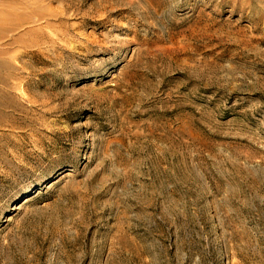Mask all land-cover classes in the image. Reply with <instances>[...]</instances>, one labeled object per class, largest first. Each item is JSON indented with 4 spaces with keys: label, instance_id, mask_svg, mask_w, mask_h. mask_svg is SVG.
<instances>
[{
    "label": "rangeland",
    "instance_id": "374dc122",
    "mask_svg": "<svg viewBox=\"0 0 264 264\" xmlns=\"http://www.w3.org/2000/svg\"><path fill=\"white\" fill-rule=\"evenodd\" d=\"M0 264H264V0H0Z\"/></svg>",
    "mask_w": 264,
    "mask_h": 264
},
{
    "label": "bare ground",
    "instance_id": "6f19581e",
    "mask_svg": "<svg viewBox=\"0 0 264 264\" xmlns=\"http://www.w3.org/2000/svg\"><path fill=\"white\" fill-rule=\"evenodd\" d=\"M27 199H28V197L23 198L24 201H26Z\"/></svg>",
    "mask_w": 264,
    "mask_h": 264
}]
</instances>
